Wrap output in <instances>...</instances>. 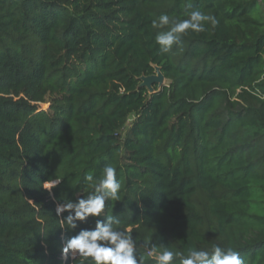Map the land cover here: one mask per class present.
<instances>
[{
    "label": "trees",
    "instance_id": "16d2710c",
    "mask_svg": "<svg viewBox=\"0 0 264 264\" xmlns=\"http://www.w3.org/2000/svg\"><path fill=\"white\" fill-rule=\"evenodd\" d=\"M189 4L218 24L161 53L152 21ZM105 164L138 241L264 264V0H0V264H87L61 250L95 218L56 207Z\"/></svg>",
    "mask_w": 264,
    "mask_h": 264
},
{
    "label": "clouds",
    "instance_id": "9594fccd",
    "mask_svg": "<svg viewBox=\"0 0 264 264\" xmlns=\"http://www.w3.org/2000/svg\"><path fill=\"white\" fill-rule=\"evenodd\" d=\"M188 8L191 10L186 12V19L163 14L152 21L153 28H167L155 36L161 53L169 52L173 45L179 46L189 31L200 33L206 30V23L218 24L214 16L192 8L191 4ZM84 180L92 191L76 200L58 203L56 215L61 217V228L68 231L87 223L89 218H95V227L81 228L64 242L61 251L65 259L81 257L87 264H144L145 256L138 254L142 243L147 257L154 259L155 264H176L177 261L179 264H244L239 252L231 247L215 245L211 251L192 248L185 255L163 246L158 251L151 238L138 241L130 228L119 227V217L106 214V203L120 200L122 183L117 178V169L105 164L99 177L87 173Z\"/></svg>",
    "mask_w": 264,
    "mask_h": 264
},
{
    "label": "water",
    "instance_id": "95a60500",
    "mask_svg": "<svg viewBox=\"0 0 264 264\" xmlns=\"http://www.w3.org/2000/svg\"><path fill=\"white\" fill-rule=\"evenodd\" d=\"M165 78L164 74L162 73L159 67L156 68V73L150 76H143L142 85L147 86L151 91L154 90L153 85L155 83H162L163 79Z\"/></svg>",
    "mask_w": 264,
    "mask_h": 264
},
{
    "label": "rangeland",
    "instance_id": "374dc122",
    "mask_svg": "<svg viewBox=\"0 0 264 264\" xmlns=\"http://www.w3.org/2000/svg\"><path fill=\"white\" fill-rule=\"evenodd\" d=\"M169 83H170V81L167 80L166 78H164L163 81H162V83H158V84H159V87L161 88L162 86L168 85ZM41 106L44 107V108H47L48 107L47 104H45V105L41 104ZM129 122L131 123V120ZM47 186H49V184H47Z\"/></svg>",
    "mask_w": 264,
    "mask_h": 264
}]
</instances>
